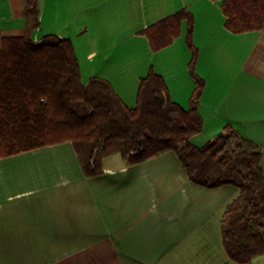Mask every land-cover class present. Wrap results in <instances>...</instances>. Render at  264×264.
I'll return each mask as SVG.
<instances>
[{"label": "crops", "instance_id": "obj_1", "mask_svg": "<svg viewBox=\"0 0 264 264\" xmlns=\"http://www.w3.org/2000/svg\"><path fill=\"white\" fill-rule=\"evenodd\" d=\"M38 8L33 42L70 40L82 83L104 79L132 108L152 69L184 109L195 87L186 21L156 52L140 32L187 9L204 81L203 128L191 142L202 146L230 125L260 147L264 171V27L227 30L222 0H38ZM20 13L15 0H0V44L24 33ZM102 168L86 177L71 142L0 158V264H239L228 258L220 228L235 186L191 182L173 151L133 165L114 154ZM51 253L65 254L51 261Z\"/></svg>", "mask_w": 264, "mask_h": 264}, {"label": "trees", "instance_id": "obj_2", "mask_svg": "<svg viewBox=\"0 0 264 264\" xmlns=\"http://www.w3.org/2000/svg\"><path fill=\"white\" fill-rule=\"evenodd\" d=\"M224 26L233 33L264 27V0H222ZM19 14V13H18ZM24 33L0 44V158L71 142L86 177L103 172V158L119 154L133 165L173 151L189 180L205 188L235 186L226 207L221 239L228 258L239 264L264 256V171L262 151L232 126L202 146L191 142L203 120L198 112L204 81L195 72L198 49L194 18L182 9L143 29L156 52L180 35L190 51L188 72L195 81L188 107L171 101L163 78L152 69L140 80L136 105L126 106L101 78L81 82L70 40L46 35L34 43L38 0H23Z\"/></svg>", "mask_w": 264, "mask_h": 264}, {"label": "rangeland", "instance_id": "obj_3", "mask_svg": "<svg viewBox=\"0 0 264 264\" xmlns=\"http://www.w3.org/2000/svg\"><path fill=\"white\" fill-rule=\"evenodd\" d=\"M21 1L23 2V0H15L17 6L19 5V7H21ZM63 254H65V253H51V261L54 260V259H58L59 255H63ZM37 262L40 263V261H37ZM262 263L264 264V257L263 258H259L258 260L255 259L253 261V264H262Z\"/></svg>", "mask_w": 264, "mask_h": 264}]
</instances>
